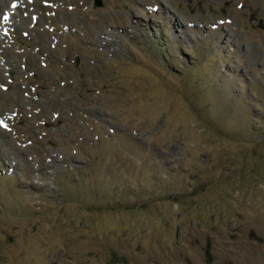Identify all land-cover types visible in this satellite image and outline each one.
I'll return each mask as SVG.
<instances>
[{
    "label": "rangeland",
    "instance_id": "obj_1",
    "mask_svg": "<svg viewBox=\"0 0 264 264\" xmlns=\"http://www.w3.org/2000/svg\"><path fill=\"white\" fill-rule=\"evenodd\" d=\"M98 2L0 0V264H264V0Z\"/></svg>",
    "mask_w": 264,
    "mask_h": 264
},
{
    "label": "snow or ice",
    "instance_id": "obj_2",
    "mask_svg": "<svg viewBox=\"0 0 264 264\" xmlns=\"http://www.w3.org/2000/svg\"><path fill=\"white\" fill-rule=\"evenodd\" d=\"M4 19H7V15L5 14Z\"/></svg>",
    "mask_w": 264,
    "mask_h": 264
},
{
    "label": "water",
    "instance_id": "obj_3",
    "mask_svg": "<svg viewBox=\"0 0 264 264\" xmlns=\"http://www.w3.org/2000/svg\"><path fill=\"white\" fill-rule=\"evenodd\" d=\"M98 5H101V2H100V0H99V2L97 3Z\"/></svg>",
    "mask_w": 264,
    "mask_h": 264
}]
</instances>
